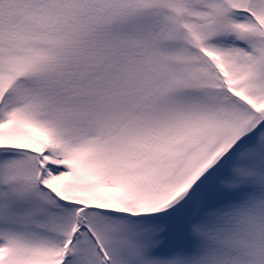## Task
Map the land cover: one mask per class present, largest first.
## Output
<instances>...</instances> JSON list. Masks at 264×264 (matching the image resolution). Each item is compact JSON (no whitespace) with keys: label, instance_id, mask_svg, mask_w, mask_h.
<instances>
[{"label":"snow or ice","instance_id":"obj_1","mask_svg":"<svg viewBox=\"0 0 264 264\" xmlns=\"http://www.w3.org/2000/svg\"><path fill=\"white\" fill-rule=\"evenodd\" d=\"M0 264H264V0H0Z\"/></svg>","mask_w":264,"mask_h":264}]
</instances>
